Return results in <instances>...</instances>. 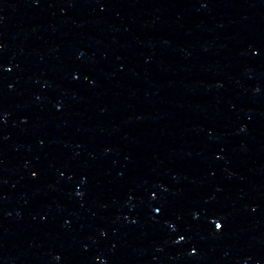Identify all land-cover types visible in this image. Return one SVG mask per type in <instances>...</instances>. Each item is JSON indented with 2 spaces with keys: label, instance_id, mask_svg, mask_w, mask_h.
Masks as SVG:
<instances>
[{
  "label": "water",
  "instance_id": "water-1",
  "mask_svg": "<svg viewBox=\"0 0 264 264\" xmlns=\"http://www.w3.org/2000/svg\"><path fill=\"white\" fill-rule=\"evenodd\" d=\"M0 264H264V0H0Z\"/></svg>",
  "mask_w": 264,
  "mask_h": 264
},
{
  "label": "snow or ice",
  "instance_id": "snow-or-ice-1",
  "mask_svg": "<svg viewBox=\"0 0 264 264\" xmlns=\"http://www.w3.org/2000/svg\"><path fill=\"white\" fill-rule=\"evenodd\" d=\"M35 175H36V173H33V176H35ZM157 211H160V209H157ZM214 226L217 230H220L223 227L222 223H219V222H214ZM181 239H184V237H181Z\"/></svg>",
  "mask_w": 264,
  "mask_h": 264
}]
</instances>
